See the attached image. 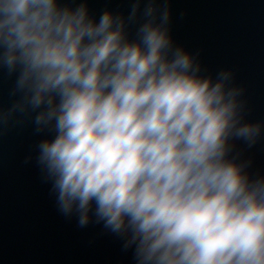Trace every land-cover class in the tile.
<instances>
[{
	"label": "clouds",
	"instance_id": "clouds-1",
	"mask_svg": "<svg viewBox=\"0 0 264 264\" xmlns=\"http://www.w3.org/2000/svg\"><path fill=\"white\" fill-rule=\"evenodd\" d=\"M129 2L97 19L87 0H0L18 96L0 131L27 119L45 134L35 159L58 210L126 236L138 264H264V176L237 149L264 123L246 119L230 69L203 75L175 42L170 0Z\"/></svg>",
	"mask_w": 264,
	"mask_h": 264
}]
</instances>
